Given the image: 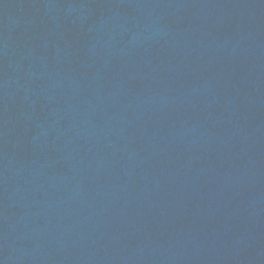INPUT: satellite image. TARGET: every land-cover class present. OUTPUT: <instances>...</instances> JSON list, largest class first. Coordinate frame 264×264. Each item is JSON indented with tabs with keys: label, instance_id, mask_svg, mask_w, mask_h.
I'll use <instances>...</instances> for the list:
<instances>
[{
	"label": "water",
	"instance_id": "95a60500",
	"mask_svg": "<svg viewBox=\"0 0 264 264\" xmlns=\"http://www.w3.org/2000/svg\"><path fill=\"white\" fill-rule=\"evenodd\" d=\"M0 264H264V0H0Z\"/></svg>",
	"mask_w": 264,
	"mask_h": 264
}]
</instances>
